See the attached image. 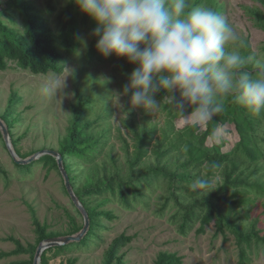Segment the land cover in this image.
I'll list each match as a JSON object with an SVG mask.
<instances>
[{
	"label": "rangeland",
	"instance_id": "1",
	"mask_svg": "<svg viewBox=\"0 0 264 264\" xmlns=\"http://www.w3.org/2000/svg\"><path fill=\"white\" fill-rule=\"evenodd\" d=\"M27 1L43 10L56 32L60 30L59 14L68 0H51L55 6L52 11L47 6L50 0ZM195 1L190 0V4ZM218 1L224 6L218 13L226 17L242 40V43H229L226 50L238 51L243 57L249 49L253 53V63L258 67L264 66V26L259 24L261 16L257 13L260 10L264 14V0ZM204 5L206 3L201 0L197 6ZM209 6L214 8L213 3ZM0 19L9 26L24 30L22 16L13 0H0ZM78 21L81 23L82 38L74 52L67 57L62 72L33 73L20 67L16 61H9L6 69H0V115L9 112V117L14 118L11 131L17 147L23 154H32L43 148L58 150L72 116L71 103L76 99L77 92L82 91L92 93L96 99L93 112L101 110L104 105L109 106V115L102 120L111 125V136L96 161L107 159L110 151L118 156L120 165L125 162L126 153L119 133L132 143L128 125L131 117L141 123L156 125L157 130L143 159L144 162L154 160L151 149L156 138L161 136L162 129L167 126L168 110L173 109L172 106L166 99H162L159 109L154 113L131 108L130 95L123 94V86L135 65L115 55L104 58L99 52L94 59H86L88 46L94 39L92 20L88 19L85 23ZM126 65H130L128 69L124 67ZM64 77V86L55 98L42 94L41 88L47 81H62ZM174 123L177 127L189 124L182 116L175 117ZM217 131L220 135L213 142L218 143L224 152L231 150L238 140L235 123L228 120L220 124ZM258 133L259 144L264 151V120ZM207 143L212 144V140L208 138ZM132 148L130 144L129 149ZM37 160L32 161L34 163L30 169H21L14 161L3 136H0V264H20L21 260L30 258L27 251L8 256L1 253L16 247L15 241L9 239V236L18 238L25 247L35 243L37 235L32 208L39 220L48 224L49 231L64 232L70 229V215L78 223H84L82 213H79L65 190L63 174L51 163ZM259 162L264 166V155L259 158ZM72 163H78L77 167L83 171L82 177L77 178L78 186L84 182L89 162L74 156ZM259 172L263 179L264 167ZM221 176L220 169L211 176L212 186L217 184ZM255 176L252 175L251 179ZM241 188L237 198L242 197L244 202L232 205L230 211L244 224H255L263 235L264 193L253 183ZM145 191L148 194L146 203L139 202L132 208L124 207L117 201L105 203L103 208L113 210L114 217L102 216L103 226L96 231V236L89 237L87 243L80 247L71 241L68 245L74 249L51 258L50 264H66L67 258L74 256L77 257L74 264H103L104 251L112 239L121 233L132 236L119 250L121 264H154L157 254L165 250L181 256L179 264H242V248L246 251L244 264H264V239L253 241L251 245H239L232 232L226 231V236L222 232L216 233L213 223L206 227L205 232H197L199 221L186 233H182L177 218H173L175 206L170 204L164 211L159 210L163 202L159 194L163 190L147 187Z\"/></svg>",
	"mask_w": 264,
	"mask_h": 264
},
{
	"label": "trees",
	"instance_id": "2",
	"mask_svg": "<svg viewBox=\"0 0 264 264\" xmlns=\"http://www.w3.org/2000/svg\"><path fill=\"white\" fill-rule=\"evenodd\" d=\"M199 2L201 0H196L191 6H197ZM204 2L205 7H210L209 5L213 3V10L216 12L224 7L218 0H204ZM13 3L22 16L24 30L9 26L0 19V69H6L9 61H16L20 67L29 69L33 73L62 72L67 57L74 52L82 38L81 23L79 24L78 20L85 23L90 17L82 13L77 5L73 6L74 0H68L59 14L61 27L56 32L49 24L43 10L31 1L13 0ZM47 6L49 11L55 8L51 0L48 1ZM260 12L257 11L261 16L259 24L264 26V14ZM92 27H95L93 21ZM96 40L97 37L94 36L85 54V58L89 61L94 59L98 52L95 48ZM242 58L245 62L239 72H248L253 78H264L261 76V66L258 67L253 63V53L249 49ZM129 66L124 67L128 69ZM165 95L161 92L157 94V99L162 100ZM235 95L236 93L233 92L226 99L221 96L220 100L224 103L223 111L199 130L194 129L190 124L177 127L174 118L180 116L179 113L174 109L168 110L167 126L162 129L161 136L156 138L151 149L155 158L149 162H144L143 159L157 130L156 125L141 123L135 117H131L128 125L132 133V143L119 133L126 153L125 162L120 165L118 156L110 151L107 153V159L96 161V157L104 150L111 136V125L102 120L109 115V106L104 105L95 113L93 111L96 109V99L92 93L78 91L76 99L71 103L72 116L67 132L58 147L72 186L90 217L89 229L81 240L75 241L76 247L86 244L89 237L97 235L96 231L103 226L102 216L114 217L113 210L103 208L105 203L117 201L128 208L139 202L146 203L148 194L145 188L147 187L151 190L156 188L163 190V193L159 194V198L163 200L159 210L162 212L168 205L173 204L175 206L173 218H177L182 233H186L196 221H199L197 232H205L206 227L213 223L216 233L222 232L226 236V231L232 232L239 245L243 243L251 245L253 241L263 240L264 234H260L255 224H244L230 211L232 205L244 202L242 197L237 198L241 193V187L253 183L264 193V178L262 179L259 172L264 167L259 162L264 151L259 144L258 133L264 120V112L260 116L253 115L236 102ZM9 115L7 112L0 117L9 128L15 150L20 156L26 157L30 153L23 154L17 147L11 131L14 118H10ZM228 120L235 123L238 140L231 150L224 152L220 145L213 141L220 135L217 131L219 125ZM0 136H3L1 129ZM208 138L212 140V144L207 143ZM130 144L133 146L131 150ZM74 156L89 162L84 182L78 186L77 178L82 177L83 171L77 167L78 163H72ZM38 160L51 163L60 170L57 159L52 154H43ZM33 163L16 162L23 170L30 169ZM219 169L221 179L212 186L211 176ZM254 174L256 176L251 179ZM198 177L208 178L214 190L206 196L193 192L189 185ZM64 187L67 191L65 183ZM32 211L37 235L35 243H29L25 247L18 238L9 236V239L15 241L16 247L1 253L8 256L29 252L30 258L21 260L20 264H33L34 254L41 240L49 236L74 233L83 226V222L78 223L74 216L70 215L72 221L70 229L64 232L49 231L48 224L39 220L34 208ZM78 211L81 213L80 210ZM131 238L132 236L126 233L115 236L104 251L103 264H121L122 256L119 250ZM72 249L68 243L50 246L43 250L40 264H50L51 258L64 255ZM245 259L246 251L242 248V264L245 263ZM76 260L75 256L68 257L66 264H74ZM181 261V256L165 250L157 254L154 264H179Z\"/></svg>",
	"mask_w": 264,
	"mask_h": 264
},
{
	"label": "clouds",
	"instance_id": "3",
	"mask_svg": "<svg viewBox=\"0 0 264 264\" xmlns=\"http://www.w3.org/2000/svg\"><path fill=\"white\" fill-rule=\"evenodd\" d=\"M74 2L95 23L99 54L135 65L123 86L131 108L154 113L160 107L157 94L164 92L163 99L197 130L223 111L220 97L233 92L253 115L264 112V78L239 72L244 58L226 46L242 40L212 8L191 6L190 0ZM260 72L264 76V66ZM64 80L47 81L42 94L55 98ZM189 187L204 196L214 190L208 178L200 177Z\"/></svg>",
	"mask_w": 264,
	"mask_h": 264
},
{
	"label": "water",
	"instance_id": "4",
	"mask_svg": "<svg viewBox=\"0 0 264 264\" xmlns=\"http://www.w3.org/2000/svg\"><path fill=\"white\" fill-rule=\"evenodd\" d=\"M0 129H1V132L3 135V138L6 142L8 149H9V151H10L15 162L26 164V163L32 162L33 160L39 158L41 155L46 154V153L52 154L53 156L56 157L59 169L64 176V182H65V186L67 188V191H68L70 197L72 198L74 204L76 205V207L80 210V212L83 215L84 223H83V226L80 230H78L74 233L49 236V237L45 238L44 240H41L38 243V246H37L35 254H34L33 264H40L42 252L44 249H46L50 246L67 244L71 241H79L82 239V237L87 233L89 226H90L89 213H88L86 207L84 206V204L81 202L80 198L78 197V195L76 194V192L72 186V183H71L70 178H69V174H68V172L64 166V163H63V156L60 153V151L53 149V148H43V149H40V150L33 152L32 154H30L26 157H22L15 150L13 143H12V138H11L9 128H8L7 124L5 123V121L1 117H0Z\"/></svg>",
	"mask_w": 264,
	"mask_h": 264
}]
</instances>
